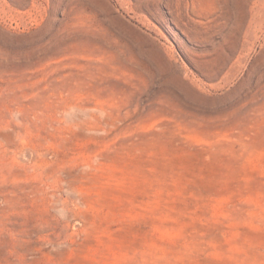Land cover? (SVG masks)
Here are the masks:
<instances>
[{
    "label": "rangeland",
    "instance_id": "obj_1",
    "mask_svg": "<svg viewBox=\"0 0 264 264\" xmlns=\"http://www.w3.org/2000/svg\"><path fill=\"white\" fill-rule=\"evenodd\" d=\"M0 264H264V0H0Z\"/></svg>",
    "mask_w": 264,
    "mask_h": 264
}]
</instances>
